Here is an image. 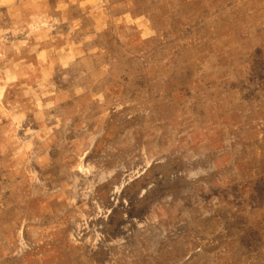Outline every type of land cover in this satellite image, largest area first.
I'll list each match as a JSON object with an SVG mask.
<instances>
[{"label":"rangeland","instance_id":"374dc122","mask_svg":"<svg viewBox=\"0 0 264 264\" xmlns=\"http://www.w3.org/2000/svg\"><path fill=\"white\" fill-rule=\"evenodd\" d=\"M0 264H264V0H0Z\"/></svg>","mask_w":264,"mask_h":264}]
</instances>
